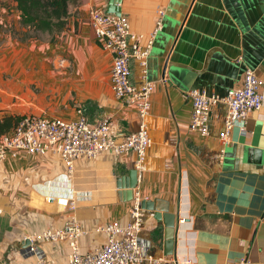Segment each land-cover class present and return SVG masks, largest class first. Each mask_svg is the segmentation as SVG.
<instances>
[{
    "label": "crops",
    "instance_id": "1",
    "mask_svg": "<svg viewBox=\"0 0 264 264\" xmlns=\"http://www.w3.org/2000/svg\"><path fill=\"white\" fill-rule=\"evenodd\" d=\"M109 1L70 4L67 28L55 43H47L63 58L54 62L57 71H43L51 80L44 97L50 102L29 109L30 115L75 120L82 108L91 124L110 115L111 136L121 140L140 128L141 119L134 107L115 97L113 54L90 24L91 11L107 12ZM118 6L132 32L142 36V46L159 11L165 12L146 65L137 58L130 61L134 85H156L144 120L152 145L133 192L139 190L142 202L152 203L156 211L176 216L175 245L167 254L164 221L143 209L144 246L155 258L167 260L160 264H264V86L262 107L235 125L223 153L219 135L226 106L215 108L211 131L201 136L190 128L189 95L201 89L225 96L241 86L248 68L264 82V0H121ZM39 76L29 74L28 83ZM135 158L132 151L79 158L71 176L56 155L21 154L0 163V264H36L34 256L23 255L29 238L62 227L70 217L87 231L80 240L82 254L104 244L106 235L97 227L130 221L132 201L122 185L129 183ZM43 249L50 263L66 264L67 243L44 244Z\"/></svg>",
    "mask_w": 264,
    "mask_h": 264
},
{
    "label": "built area",
    "instance_id": "2",
    "mask_svg": "<svg viewBox=\"0 0 264 264\" xmlns=\"http://www.w3.org/2000/svg\"><path fill=\"white\" fill-rule=\"evenodd\" d=\"M164 10L159 11V19L153 33L144 46L140 44L141 35L132 32L127 16L108 13L101 8H94L90 13V24L102 46L113 54L111 83L115 97L127 106L137 110L141 119L140 128L127 133L121 140L111 136L112 116L108 115L91 124L82 108L75 120L44 115H25L17 126L8 134L0 136V163L8 158H18L21 154L31 156L56 155L61 158L67 173L71 176L75 162L79 158L95 160L104 152L122 155L128 151L136 154L135 170L141 179L147 168V153L152 145V138L144 122L152 106V95L156 85L145 81L141 86L132 83L130 61L137 58L146 65L153 47V38L162 28ZM263 80L256 72L248 68L241 86L230 90L225 96L209 94L201 89L189 91L193 111L190 128L207 136L211 131V120L216 107L226 106L224 129L219 135L221 152L231 143L232 132L238 122L246 121L250 114L262 107ZM54 200V199H51ZM142 195L134 191L130 221L97 227V233L106 235V241L87 254L80 251V240L87 235L81 223L70 217L65 225L46 229L29 238L30 246L23 251L25 256H34L36 264H52L43 249L44 244L67 243L69 252L66 264H160L165 258H155L143 244L141 231L145 219L142 208ZM75 202L70 210H75ZM1 213V211H0ZM178 264L177 260H171ZM240 264H252L248 260Z\"/></svg>",
    "mask_w": 264,
    "mask_h": 264
},
{
    "label": "rangeland",
    "instance_id": "3",
    "mask_svg": "<svg viewBox=\"0 0 264 264\" xmlns=\"http://www.w3.org/2000/svg\"><path fill=\"white\" fill-rule=\"evenodd\" d=\"M30 36L36 39L26 41ZM51 37L23 27L15 2L0 0V103L3 104L0 111L4 115H30V107H44L50 102L44 97L51 80L43 71H57L54 62L63 59L54 47L48 46ZM33 73L41 76L28 83V75ZM19 78L26 83L21 84ZM30 90L32 97L28 94Z\"/></svg>",
    "mask_w": 264,
    "mask_h": 264
},
{
    "label": "trees",
    "instance_id": "4",
    "mask_svg": "<svg viewBox=\"0 0 264 264\" xmlns=\"http://www.w3.org/2000/svg\"><path fill=\"white\" fill-rule=\"evenodd\" d=\"M20 13L23 27L32 31L45 32L52 37V43L67 28L70 4L74 0H12ZM36 39L28 37L26 41ZM24 116L5 115L0 118V136L11 132Z\"/></svg>",
    "mask_w": 264,
    "mask_h": 264
},
{
    "label": "water",
    "instance_id": "5",
    "mask_svg": "<svg viewBox=\"0 0 264 264\" xmlns=\"http://www.w3.org/2000/svg\"><path fill=\"white\" fill-rule=\"evenodd\" d=\"M121 2V0H110L109 6L107 9L108 13H114L116 15H121V8L118 6V3ZM130 180L129 183L122 185V188L124 189L123 195L128 198V200L132 201L134 192L133 190L137 187V172L136 170H133V172L130 174ZM142 208L147 209L148 211H155V218L158 220H163L164 225L167 228V235H166V248L168 249L167 254H172L174 250L175 245V233H176V223L175 218L176 216L174 214L170 213H160L156 211L155 206L152 203H148L147 205L144 204V201L142 202Z\"/></svg>",
    "mask_w": 264,
    "mask_h": 264
}]
</instances>
